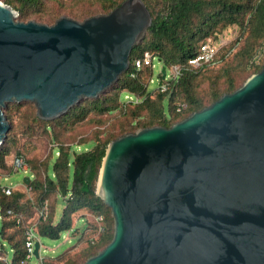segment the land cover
<instances>
[{"label":"water","instance_id":"1","mask_svg":"<svg viewBox=\"0 0 264 264\" xmlns=\"http://www.w3.org/2000/svg\"><path fill=\"white\" fill-rule=\"evenodd\" d=\"M152 23L142 0L53 25L18 21L0 0V146L9 103H33L49 121L98 98L129 70ZM96 194L114 236L85 264H264V66L169 128L112 141Z\"/></svg>","mask_w":264,"mask_h":264},{"label":"trees","instance_id":"2","mask_svg":"<svg viewBox=\"0 0 264 264\" xmlns=\"http://www.w3.org/2000/svg\"><path fill=\"white\" fill-rule=\"evenodd\" d=\"M18 12V20H41L53 25L63 15L83 21L99 14H108L125 0H2ZM150 11L153 23L144 39L130 56L131 65L120 80L96 99H86L55 120L37 116L33 103H9L4 113L10 123L5 142L0 146V173L12 174L6 159L24 156L35 175L32 201L22 190L12 196L0 194V210L12 208L30 218L35 208L48 201L49 217L38 224L41 237L58 240L61 234L75 227L82 213L103 215L107 231L91 243L98 228L89 223L81 242L86 245L76 251H66L56 258H46L43 264H85L113 239L114 220L111 209L97 196V184L108 145L119 137L141 128L171 127L193 112L217 101L224 94L233 93L264 66V56L257 64L255 57L264 46V0H142ZM238 27L237 37L221 46L216 56L219 66L194 69L188 62L196 57L208 40L218 45L220 36L230 27ZM146 53L158 58L170 69L181 66L182 73L168 92L149 91L147 85L153 67L143 61L140 70L135 61ZM134 73V76L131 74ZM146 96L141 104H129L121 109L123 94ZM168 100V112L165 101ZM185 106L181 111L178 109ZM118 110L114 118L104 117ZM93 147L83 152L76 148ZM55 144V179L47 175L54 148L43 158L48 147ZM39 153L28 156L29 150ZM24 154V155H23ZM73 155V158H72ZM65 202L62 217L55 223L58 199ZM2 238L15 250L14 264L25 255L23 230L13 217L4 216Z\"/></svg>","mask_w":264,"mask_h":264},{"label":"built area","instance_id":"3","mask_svg":"<svg viewBox=\"0 0 264 264\" xmlns=\"http://www.w3.org/2000/svg\"><path fill=\"white\" fill-rule=\"evenodd\" d=\"M219 48L217 45L212 41V39H208L203 46L201 47L200 53L189 60L188 64L194 68L199 69L203 68L204 66H215L219 62L216 61V56L218 54ZM264 56V46L259 51L258 55L255 57V62L258 64ZM155 57L151 54L146 53L143 60H136L135 61V69L140 70L143 64H151L154 68V61ZM181 66H172L170 68V72L166 71V76L163 79L162 70L159 73L160 83L159 87L156 89L160 92H168L171 90L172 87L178 82L181 73H182ZM163 69V68H162ZM167 69V68H166ZM134 76V73L131 74ZM154 81L153 79L150 80V83L147 85L149 90L150 84ZM146 99V96H136L130 93H126L124 96V100L121 102V109H125L129 104H141ZM185 106H181L178 111H181ZM57 155L59 153L57 152ZM10 166L12 168V173H19L22 172L26 174L30 178V183L26 184L25 182L18 184V185H4L3 182L8 180V177L11 174H0V194L5 196H12L16 190H22L23 194L25 195L26 199L32 201V192L33 186L32 183L35 180V175L32 173L31 168L26 160V158L22 155L20 156H11ZM4 216L13 217L15 224L22 228L23 230V240H24V249L25 255L22 258L20 264H31L33 259L38 261V264H43L45 257L42 256V253L45 251L43 245L40 243V234L38 231V224L41 221H46L49 217V207L48 201H44V203L40 207L35 208V213L32 217L27 218L24 213H16L12 208H9L5 211V215L0 210V219L2 220ZM82 222H85V227L83 232L89 230V223H93L97 225L98 232L97 234L92 237L91 243H94L96 239L106 233V225H105V218L103 215L95 216V215H86V217L80 219ZM79 221V220H78ZM77 223V222H76ZM76 227L68 231V241H70L69 235L71 233H76ZM83 234V233H82ZM82 236H77V239H81ZM78 242V241H77ZM39 243V256L36 257L35 249L36 244ZM7 246L10 247V252L7 250ZM11 253V256H10ZM14 254L15 250L10 246V244L2 238L0 235V264H14Z\"/></svg>","mask_w":264,"mask_h":264},{"label":"rangeland","instance_id":"4","mask_svg":"<svg viewBox=\"0 0 264 264\" xmlns=\"http://www.w3.org/2000/svg\"><path fill=\"white\" fill-rule=\"evenodd\" d=\"M68 1H74V0H68ZM18 16H19V14L17 12V18H18ZM63 16H67V15H63ZM67 17H69V16H67ZM69 18L75 19L73 17H69ZM75 20H78V19H75ZM29 21H36L38 23L47 24V23H45V22H43L41 20H36V19H31ZM29 21H27V22H29ZM78 21H80V20H78ZM238 33H239L238 27L233 26V27L228 28L220 36L221 38H220V41H219V44L217 45V47L220 48L221 46H224V45L232 42L237 37ZM153 64H154V68H153L152 79H153L154 82L152 84H150V86H149V91L150 92L151 91H155L159 87V83H160L159 73L162 70V68L164 67L163 63L158 58L154 59ZM217 66H219V64H217L215 67L217 68ZM167 71L170 72V69H167ZM124 96H125V94H123V96L121 98L122 101L124 100ZM165 108H166V111L168 112V100L165 101ZM117 113H118V110L113 111L112 114L107 115L104 118L105 119L114 118L113 116L116 115ZM93 145H94V143H90L86 147L83 146V147H80V148H76L75 151L76 152L78 151L80 153V152H83V151L88 150V149L90 150L93 147ZM54 146H56V145L53 144L52 146L48 147V149L45 152L43 158H45L47 156L48 151L51 148H54ZM36 153H39V149H37L35 151L29 150L28 153H25V155H27V157H28V156L34 155ZM56 153H57V148H54V157L50 161V167H49V170H48V173H47V175L51 179H55V175H54V172H53V165H54V163L56 161V157H57ZM11 156H13V155H11ZM11 156H9L6 159V162H7L8 165H10ZM72 158H73V155H72ZM0 174H2V173H0ZM25 177H28V176L26 174L22 173V172L12 173L8 177V180L4 181L3 184L4 185H13V186H15V185L23 183ZM64 208H65L64 200H62L61 198L58 199V201L56 203V207H55V220H54L55 223H58L60 221V219L62 217V214H63ZM88 214L89 213H82L81 214V218L86 217V215H88ZM90 215H92V214H90ZM85 225H86L85 222H82L80 219H79V221H77V223L75 224V227H76L75 228L76 229L75 232L76 233H71L69 235L70 241H68V239H67L68 238V233L67 232L62 233L60 239H58V240H53V239H50V238H47V237H40V243L43 245L44 250H45L42 253V256L46 257V258H56V257L62 255L63 253H65L66 251L76 252V251L82 249L86 244L81 242L80 239L78 240L77 236H79V235L82 236V233H83ZM2 228H3V222L0 219V231L2 230ZM106 230H107V227H106ZM7 250L10 252V247L9 246H7ZM10 256H11V253H10ZM31 264H38V261L36 259H33Z\"/></svg>","mask_w":264,"mask_h":264}]
</instances>
